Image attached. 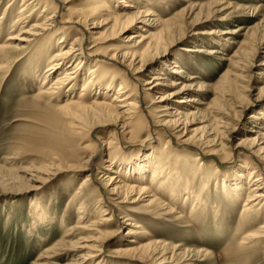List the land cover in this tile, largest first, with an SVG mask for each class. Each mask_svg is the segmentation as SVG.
<instances>
[{
    "label": "bare ground",
    "instance_id": "6f19581e",
    "mask_svg": "<svg viewBox=\"0 0 264 264\" xmlns=\"http://www.w3.org/2000/svg\"><path fill=\"white\" fill-rule=\"evenodd\" d=\"M73 1L0 0V82L26 63L25 77L40 81L35 98L52 111L44 160L22 168V175L11 174L15 179L2 189L42 192L68 175L65 191L54 198L57 203L69 194L63 216L49 209L40 215L39 207L33 220L66 227L32 264H56L52 260L58 256L69 258L64 264H178L177 257L198 264L213 257L209 249L161 241L142 219L186 227L208 212L220 228L219 214L234 201L240 203L232 239L243 248L264 244V123H253L235 141L232 113L220 102L237 74L227 68L215 83L202 84L173 60L142 77L146 67L169 59L184 24L199 26L221 2L183 0L175 7L172 1L163 15L147 0ZM244 44L222 59L235 68L239 61L233 59L241 58ZM199 51L219 52L194 50ZM205 93L212 94L209 101ZM106 126L114 132L96 138L105 154L104 164L96 167L94 153L86 154L95 147L80 141ZM156 132L154 141L139 137ZM115 136L148 146L127 156ZM84 151L87 156H80ZM79 173L86 174L72 187ZM67 213L76 216L69 225Z\"/></svg>",
    "mask_w": 264,
    "mask_h": 264
},
{
    "label": "rangeland",
    "instance_id": "374dc122",
    "mask_svg": "<svg viewBox=\"0 0 264 264\" xmlns=\"http://www.w3.org/2000/svg\"><path fill=\"white\" fill-rule=\"evenodd\" d=\"M172 1L173 3L177 2L174 3L176 4L175 7L185 4L183 0H147L154 10H158L163 15L166 12V6L169 7L168 4H171ZM192 1L197 3L220 1L222 6L220 9L219 7L214 8V12L210 11L208 19H205V22L197 27L196 25L194 27L190 20L188 21L189 24H184L181 33L176 35L178 39L174 43L169 59L165 64L146 67L142 77L143 79L150 77L154 73V69L163 65L166 68L171 66L170 63L173 60L179 61L182 70L185 73L195 75L197 77L195 81L202 84H213L224 70L233 69V74L237 75L230 81L233 85L229 83V90H225L227 94L222 93L225 96H222L220 102L224 108L232 113V121L237 130L235 141H237L245 136L244 130H250L253 123L257 125L264 123V0ZM73 2L76 4L77 0ZM158 3L163 4V7L158 9L156 6ZM144 8L141 7L140 9L143 10ZM253 9L257 10L254 11ZM225 31H229V33L222 34ZM71 40L72 38H70ZM240 42L245 43L243 51L244 48L246 51L241 58L240 56L234 57V61H239V64H235L236 67L234 68V65L222 57H230ZM111 43L114 44V42H108L105 45ZM195 49L205 51L216 49L219 52L210 55L200 51L194 52ZM46 67L47 65L44 64L41 71H44ZM27 68L26 63L18 65L0 82V264H32L37 262L38 255L56 243L63 233H61L62 228L66 227H60L57 221L40 224L38 220H33L39 207L43 208L40 215L47 216L48 213H57V217L63 216L62 211L69 194L66 197L64 195L65 198L59 199L57 203H55L54 198L57 199L59 195L61 197L59 193L65 191L68 175L61 176L59 180L54 181L42 192H26L25 189L4 191V188L2 189L3 184L15 179L10 177L11 174L22 175L20 172L22 168H28L30 165H37L42 162L48 144L46 137H48L47 133L51 129L48 120L52 111L44 102L35 98L40 81L25 77ZM260 88L261 93H259ZM205 94L207 95L204 100L209 101L212 94ZM140 123L143 126L148 124L144 119H140ZM106 127L96 128L91 132V135L89 133L86 138L80 141L82 144L90 140V145L93 144L92 146L95 147L87 149L86 154L94 153V165L96 167L104 164L103 159L105 157L102 150L103 146L101 147L96 138L98 136L105 137L109 132H114L113 128ZM158 133H153L150 136L144 133L140 134L139 137L143 141H145L144 139H147V142L149 140L154 141ZM115 137L124 148L123 151L127 156H134L137 151L139 152L148 146L144 143L139 145L141 141L137 142L138 145L135 144L137 139L134 141V138L124 136L119 139L117 136ZM95 144H98L97 148ZM82 153L80 156L86 155L85 151ZM78 154L79 150H77ZM230 157L232 155L228 156V162ZM237 162L238 160H235L234 164L225 166L230 168ZM221 170H226V168ZM85 174L76 175L72 181V187H77L79 177ZM44 202L48 205H42ZM234 202L229 203L226 210H222L219 214V222L221 221L220 224L222 225L220 228L214 226V221L209 218L208 212H206L208 216L201 213L196 221L194 219L188 221L190 225L186 227L177 226V222H163L155 218L142 220L147 222L155 237L161 241H172L176 244L185 243L184 245L191 248L195 246L209 249L213 257L205 259L206 261L200 260L198 264H264V244L243 248L238 245V240L232 239V235L235 233L234 228L238 222L236 211L239 209L240 203ZM48 209L49 212L47 213ZM64 217L67 219V225L76 218L72 213H67ZM182 222L180 224H183ZM200 222H202L201 227L198 225ZM28 231H34L35 237L30 233L28 234ZM199 237H202L203 242H198ZM115 243L113 240L107 248L110 249V246H114ZM235 254L238 255L237 259L231 260L230 258ZM68 259L65 256H58L52 262L64 264ZM174 262L188 264V261L178 257Z\"/></svg>",
    "mask_w": 264,
    "mask_h": 264
}]
</instances>
